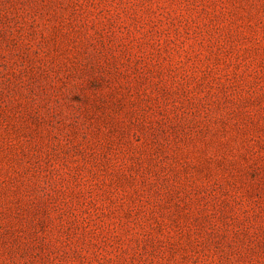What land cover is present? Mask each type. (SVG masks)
I'll return each mask as SVG.
<instances>
[{
  "label": "rangeland",
  "instance_id": "rangeland-1",
  "mask_svg": "<svg viewBox=\"0 0 264 264\" xmlns=\"http://www.w3.org/2000/svg\"><path fill=\"white\" fill-rule=\"evenodd\" d=\"M0 264H264V0H0Z\"/></svg>",
  "mask_w": 264,
  "mask_h": 264
}]
</instances>
